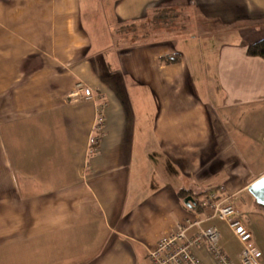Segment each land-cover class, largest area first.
<instances>
[{
	"label": "crops",
	"instance_id": "crops-1",
	"mask_svg": "<svg viewBox=\"0 0 264 264\" xmlns=\"http://www.w3.org/2000/svg\"><path fill=\"white\" fill-rule=\"evenodd\" d=\"M263 37L264 0H0V264H151L188 221L241 264L228 221L194 206L207 199L234 205L264 264L248 189L264 176V59L247 54Z\"/></svg>",
	"mask_w": 264,
	"mask_h": 264
},
{
	"label": "built area",
	"instance_id": "built-area-1",
	"mask_svg": "<svg viewBox=\"0 0 264 264\" xmlns=\"http://www.w3.org/2000/svg\"><path fill=\"white\" fill-rule=\"evenodd\" d=\"M85 94L90 97L91 89L85 88ZM214 201V200H213ZM209 199L201 202L202 206L211 207L216 216L228 221L230 227L243 244L241 264H261V252L253 241L251 231L234 218L235 207L230 202L218 203ZM198 226L192 234L189 230ZM206 242L212 256L219 264H234L220 246V232L217 227L202 228L199 222H185L180 229L159 238L148 252L151 264H204L193 252L192 246Z\"/></svg>",
	"mask_w": 264,
	"mask_h": 264
},
{
	"label": "trees",
	"instance_id": "trees-1",
	"mask_svg": "<svg viewBox=\"0 0 264 264\" xmlns=\"http://www.w3.org/2000/svg\"><path fill=\"white\" fill-rule=\"evenodd\" d=\"M168 12H165V9H158V11L156 12V17L154 18V22L159 21L160 19H162L163 17H165V15H167ZM151 18V17H150ZM151 21V20H150ZM247 54L251 57H260L262 59H264V37L256 40L252 43L248 44L247 47ZM180 60V58L177 56V54H172V55H166V56H162L160 57V62L164 63V64H173L176 63ZM182 193V191H181ZM195 207L198 206H202L200 201L196 202Z\"/></svg>",
	"mask_w": 264,
	"mask_h": 264
},
{
	"label": "rangeland",
	"instance_id": "rangeland-1",
	"mask_svg": "<svg viewBox=\"0 0 264 264\" xmlns=\"http://www.w3.org/2000/svg\"><path fill=\"white\" fill-rule=\"evenodd\" d=\"M158 10H155V12L153 11L151 13V26L150 27H147V29L151 28L149 32H147V30H141L139 31V42L142 43V42H148V41H151L154 39V36L151 35L152 31H154L155 29L153 28V26H155V22H154V18L156 17V12ZM150 20V19H149ZM159 33V31L157 32ZM160 33L162 34L163 33V27L160 29ZM223 111V110H222ZM257 112L253 113V114H256ZM254 118H257V115H253ZM254 125L252 124L251 128H253ZM264 128V126H263ZM254 135V134H253ZM261 141V140H260ZM252 155H256V159H259V162L254 164L253 166H260V167H263L264 166V156H261L260 154H252ZM255 160V158H253V161Z\"/></svg>",
	"mask_w": 264,
	"mask_h": 264
},
{
	"label": "water",
	"instance_id": "water-1",
	"mask_svg": "<svg viewBox=\"0 0 264 264\" xmlns=\"http://www.w3.org/2000/svg\"><path fill=\"white\" fill-rule=\"evenodd\" d=\"M248 189L255 197L256 201L264 206V176L253 182ZM186 201L190 202L191 199L187 198Z\"/></svg>",
	"mask_w": 264,
	"mask_h": 264
}]
</instances>
